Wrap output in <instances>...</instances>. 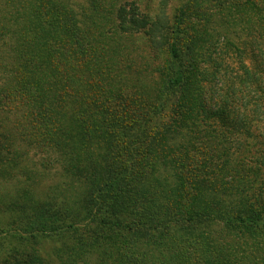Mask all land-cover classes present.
Masks as SVG:
<instances>
[{
  "label": "trees",
  "instance_id": "1",
  "mask_svg": "<svg viewBox=\"0 0 264 264\" xmlns=\"http://www.w3.org/2000/svg\"><path fill=\"white\" fill-rule=\"evenodd\" d=\"M18 1L0 38V264H264V0H134L141 33L113 0ZM136 34L149 76L118 60Z\"/></svg>",
  "mask_w": 264,
  "mask_h": 264
},
{
  "label": "rangeland",
  "instance_id": "2",
  "mask_svg": "<svg viewBox=\"0 0 264 264\" xmlns=\"http://www.w3.org/2000/svg\"><path fill=\"white\" fill-rule=\"evenodd\" d=\"M70 2L77 10L79 15H83V10L81 9V6L86 7L88 6L86 0H67ZM152 3L151 0L149 1L151 6H161L162 9L167 4V0H153ZM136 2V3H135ZM134 0H113V3L117 6H125L128 10V14L131 17V19L126 20L124 26L122 27L123 30H127L131 33H141L144 32V29L147 28V23L142 18L143 12H145V6L146 4H141L139 1ZM26 1H18L17 0H0V38L2 40L9 39L10 36L13 35L14 31L16 30L15 21L16 17L18 15V8L20 4H26ZM132 3H135V6H131ZM109 5V4H107ZM169 8L173 7L175 5V2L168 0ZM135 8V9H134ZM139 14V16L137 15ZM135 18V19H134ZM162 20H165L164 16H161ZM83 21V20H82ZM116 24V22H115ZM4 36V37H3ZM138 36L136 34L135 36L126 35L123 38L119 36V40L121 41L120 44H122L121 47V58L118 59L121 61L120 66L125 72L131 73V69L129 67L132 65H136L139 70L141 69L142 72L146 71L145 74L149 76V68H147V60H146V52L149 51V43L146 38H143L141 36V39L135 38ZM9 56V54H8ZM145 56V60L143 57ZM235 57H232L233 62H231L232 67H236L235 63ZM248 58V57H247ZM245 59V61L249 64L250 61L248 59ZM33 162L36 163L38 170H41L45 173L44 177L45 180L43 181V185L48 189L49 187H55L58 182H61V178L59 176V168L56 164L53 163L52 169H46L44 168V165H47V168H49V162L50 160L44 157L40 154H32ZM48 161V164L46 163ZM13 194V193H12ZM2 195V193H0Z\"/></svg>",
  "mask_w": 264,
  "mask_h": 264
}]
</instances>
